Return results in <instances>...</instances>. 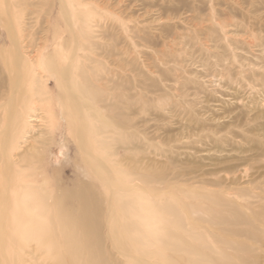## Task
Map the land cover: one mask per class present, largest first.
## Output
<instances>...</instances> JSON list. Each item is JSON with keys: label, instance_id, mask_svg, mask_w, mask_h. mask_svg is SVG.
<instances>
[{"label": "rangeland", "instance_id": "rangeland-1", "mask_svg": "<svg viewBox=\"0 0 264 264\" xmlns=\"http://www.w3.org/2000/svg\"><path fill=\"white\" fill-rule=\"evenodd\" d=\"M0 15V77L14 76L4 60L20 48L36 60L26 77L52 85L33 96L31 138L19 139L15 153L25 160L32 145L48 143L33 165L45 178L37 190L49 202L33 214L51 212L54 198L81 193L109 264H264V0H0ZM72 32L83 35L74 58L81 71L72 67V77H84L95 91L91 104L81 99L82 108L99 114L92 122L90 110L84 113L83 144L63 125L65 98L44 66L49 55L68 62ZM95 126L97 135L90 132ZM121 183L129 190L117 191ZM138 195L140 205H175L184 216L182 236L206 246L210 261L127 241L120 203ZM74 206L65 201L63 208ZM160 216L175 220L167 210ZM136 218L148 231L163 228L153 211ZM8 241L0 264L4 252L9 264L51 263L34 240L21 248Z\"/></svg>", "mask_w": 264, "mask_h": 264}, {"label": "bare ground", "instance_id": "bare-ground-1", "mask_svg": "<svg viewBox=\"0 0 264 264\" xmlns=\"http://www.w3.org/2000/svg\"><path fill=\"white\" fill-rule=\"evenodd\" d=\"M68 21L66 19V23ZM4 25H6V23ZM8 27H10V25ZM12 34L13 32H9L8 35H11L12 38L15 39L16 34ZM72 34L73 32L71 35ZM73 36H75V41L72 43L73 48L72 52L70 51L71 56L68 57V62L67 60L61 62L62 57H60L59 54L55 56L49 55L44 57V61L46 62L44 66L49 74L56 76L51 77L56 79L57 82L55 90L59 95L65 98L63 105H60L61 112L65 116L63 125H67L68 133L72 135L75 141L77 140V142L81 144L84 137H86L88 130L86 127H89L88 124L86 126V116H84V113L90 110L88 116L91 118L90 121L92 122L99 119V114L94 108L92 109L90 105L89 107L86 106V110L82 108L83 101H81V99L86 97L87 100L85 99V101L91 104L92 99H95L93 98L95 96V91H90L84 77H72V67L75 66L76 69L81 71V64L74 61V58L77 52L76 49H78L79 45V41L77 40H80L83 35L82 33L75 32ZM15 40L13 42H16ZM19 49L13 53L11 52L10 59L5 58L6 60H4L6 69L11 74L13 73L14 76L0 77V249H4L6 237L8 236V242L14 244L17 248H21L26 241L34 240L37 243L38 249L50 255L52 264H109L106 261L107 259L105 260L97 244L98 242L95 239L94 231L89 226V213L91 211L89 208L91 205H89L87 198L81 193H71L69 196L63 195L60 198H54L51 202L53 207L51 212L38 213L37 215L32 213V210L35 211L46 207L49 202L47 195L39 193L37 190L36 183L44 181L45 178L42 174L36 173V167L33 165L34 162L40 161L41 159L40 156L38 157L36 154L37 152L41 153V150H38L39 147L44 150L45 146H48V143L41 142L42 146L32 145L30 149L33 151V155L25 160H22V158L18 156V158H15V153L18 148L19 139H22L23 142H28L31 138V130H29L26 124L28 123V119L34 121L37 118L34 115L36 102H33V96L46 93L47 89H51L52 85L51 82L50 84L42 82L40 80L42 77H26L32 75L36 60H26ZM38 56L41 57L40 50L37 51L36 57ZM3 81H6L7 85H5ZM66 96L69 98H66ZM40 100L43 99L39 98L38 101L40 102ZM88 102L86 104H89ZM63 125L59 127V131L64 128ZM90 132L93 135H97L96 126L92 128ZM60 136L63 138L62 135ZM86 142L85 140L84 144ZM84 147L79 146V149L81 150L82 148L84 150L86 148ZM87 149L91 150L90 153L92 154V148L87 146L85 149L86 151L84 150L85 153H89ZM88 156L87 154V158H89ZM92 157L94 158V156L91 155L90 158L92 159ZM93 160L95 161V158ZM93 160L92 162H94ZM95 162H99L97 164L101 165V161L98 160ZM96 163L94 165L98 166ZM99 167L101 168V166H98V168ZM102 173H106V171ZM109 174L106 173L105 176ZM118 174L124 179V182L127 181L126 183H128L130 181L127 173L118 172ZM111 177L114 179L113 176ZM110 178L109 180L111 181ZM108 181L107 183H109ZM115 185L116 184H114V186ZM115 189H118L117 191L126 192L129 190V187L121 183L119 187L115 186ZM130 190L132 192L137 190L140 192L143 191L142 188L137 187H133ZM109 191H111V189ZM111 193H114V191H111ZM140 198L141 195H138L134 199H129L128 201L120 203V211L125 215L123 230L127 233L125 236L127 241H133L138 246L154 245L163 247L167 245L166 247L172 251H192V254L198 255L203 260L210 261V259H208V253L203 250L206 246H196L193 244L191 246V244L187 242V239H185L186 237L182 236L183 231L181 227L184 216L178 211L175 205L172 203L166 206L154 204L153 207H149L147 205H140V203H138ZM65 201H70V203L74 202L75 206L72 207L71 210L66 211L63 208ZM9 207L16 210L9 213ZM77 209L80 211L76 212ZM166 210L175 220L161 218L160 214L166 212ZM143 211L155 212L157 218L163 225L162 230L148 231L146 223H142L140 226L136 217H142ZM7 221H11V223H9L13 224L9 227L10 230L7 228L8 226L6 227ZM171 223H174V229L168 227ZM169 238H179L182 240V244L171 242ZM58 244L61 246H58ZM2 256L5 260V264H9L10 260H13L9 257L8 252H4ZM172 262L171 260L170 263ZM15 263L17 264V262ZM192 264H197L196 260H192Z\"/></svg>", "mask_w": 264, "mask_h": 264}]
</instances>
